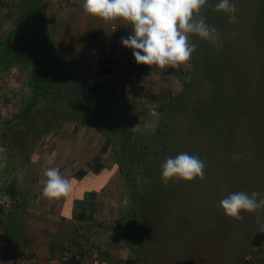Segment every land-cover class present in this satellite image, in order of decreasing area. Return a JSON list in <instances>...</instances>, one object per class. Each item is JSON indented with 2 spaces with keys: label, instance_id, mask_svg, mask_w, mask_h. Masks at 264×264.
<instances>
[{
  "label": "rangeland",
  "instance_id": "obj_1",
  "mask_svg": "<svg viewBox=\"0 0 264 264\" xmlns=\"http://www.w3.org/2000/svg\"><path fill=\"white\" fill-rule=\"evenodd\" d=\"M217 2L209 0L201 10L207 23L217 29L219 39L215 43L206 41L210 55L205 63L208 77L200 76L198 90H188L191 60L177 69L152 71L157 74L149 76L151 92H136L137 98L131 96L129 100L134 102L127 104L131 108L113 105L114 109L106 98L98 102L95 92H79L77 86L64 83L59 92L51 89L48 101L40 100L27 119L16 118L5 129L1 123L23 108L29 91L25 69L12 66L0 70V138L14 145L8 160H2L0 153L7 166L0 177L13 168L8 181L15 183L20 167L25 168L21 169L22 180L37 176L34 170L39 162L24 156L28 158L31 152L43 149L53 156L50 140L64 132L68 150L77 153L84 147V152L93 155L107 151L100 157L104 168L97 177L90 175L77 185V193L81 190L85 195L80 206L93 221H107L110 217L104 226L115 230L118 246L126 248L134 264H241L255 247L250 240L260 230L258 217L264 218V210L242 212L243 219L235 220L225 215L219 201L240 191H256L264 197V0H234L238 6L235 23L229 22L228 14L213 10ZM25 21L18 25L26 30L27 38L36 37L43 50V64L49 65L50 56L58 54L70 71L71 57L62 43L48 37L50 28L38 20L31 29L27 17ZM189 40L192 43L200 38L196 36L192 41L190 35ZM76 79L86 84L84 78ZM95 82L101 83L100 77ZM109 111L120 114V118H107L105 113ZM116 123L140 135L137 148L142 150L147 149L152 134L162 130L164 136H169V130L170 141L162 164L181 153L195 155L205 162L206 178L170 180L165 184L161 178L146 176L140 182L139 172L134 183H127L111 147L102 146V135ZM13 131L22 133L24 139L14 136ZM79 132L82 136L78 140ZM9 133L12 141L5 137ZM97 148L99 153L94 152ZM234 155L239 159L234 160ZM73 159L76 164L77 158ZM130 167L125 166L131 171ZM113 171L116 176L107 180ZM4 197L0 201L6 206L14 200L13 195ZM128 231L130 235H126Z\"/></svg>",
  "mask_w": 264,
  "mask_h": 264
},
{
  "label": "crops",
  "instance_id": "obj_2",
  "mask_svg": "<svg viewBox=\"0 0 264 264\" xmlns=\"http://www.w3.org/2000/svg\"><path fill=\"white\" fill-rule=\"evenodd\" d=\"M82 5L83 0H0V42L10 35L18 23L25 21L26 17L29 19L31 29L35 28L36 21L39 20L40 24L43 22L46 28H50L48 37L62 43L70 55L71 75L84 78L88 85H95V80L100 77L101 83L96 85L103 98L111 103V107L114 105L115 108H131L127 105L134 102L129 100L131 96L136 99V92L144 94L151 92L149 76L156 73H151L152 71L161 68L137 64L132 54L133 50L122 45L121 37L126 38L132 31L126 21L105 22L85 13ZM19 25L16 27L19 28ZM23 25L27 28L26 21ZM19 33L9 39L5 46L9 44H12L13 48L22 46L21 49L16 48L14 52L22 55L31 53L32 59H40L42 53L36 46L38 44L36 38L30 37L27 40L24 36L23 39ZM16 38H19L17 43ZM5 46L2 45L0 50ZM51 47L58 51L52 43ZM5 66L0 67V70H7L8 67L4 68ZM17 119L12 116L1 124L8 129L6 122L10 120L11 125ZM11 134H6L5 137L11 139ZM13 135L24 139L22 133L14 131ZM81 136L82 133L79 132L77 139L79 140ZM2 139L0 138L1 159L8 160L12 157L13 147L11 143L6 144ZM50 141L53 144L50 148L53 149V156L47 149L35 150L27 156L28 158L24 156L25 159L31 158L39 162L34 170L36 172L34 174L38 173L37 176L27 181L22 180L21 175L24 171L21 169L25 168L20 167L18 170L20 174L15 183L8 181L12 175L10 172H14L13 168L5 171V176L0 177V199L6 195L14 196L10 205L0 204V264H18L20 258L24 259V264H63L60 260L63 252L90 255L92 247L98 250L97 258L104 264H123L129 254L126 248L118 246L115 230L110 226L108 228L104 226L110 221V217L107 221H93L90 213H86L81 207L80 199L84 202V192L80 190L77 193V185L82 179L90 175L95 178L104 168L102 166L98 171H92L87 163L95 156L104 157L107 151L102 150L99 153L100 149L97 148L94 152L98 151L99 154L93 155L84 152V147L77 153L68 150L64 132H59ZM15 144L17 146L18 143ZM75 157L78 162L73 164ZM1 159L0 172H3L2 169H7V166ZM49 167L59 168L61 175L70 181L71 191L67 196L47 199L42 195L41 182L46 179L44 171ZM115 171L107 180L116 176ZM30 195L33 196L32 199ZM77 198L79 205L75 204ZM262 246L264 250V243ZM31 257L35 260H29ZM93 260H86L81 264H94Z\"/></svg>",
  "mask_w": 264,
  "mask_h": 264
},
{
  "label": "clouds",
  "instance_id": "obj_3",
  "mask_svg": "<svg viewBox=\"0 0 264 264\" xmlns=\"http://www.w3.org/2000/svg\"><path fill=\"white\" fill-rule=\"evenodd\" d=\"M209 0H83L85 13L103 21L124 20L132 31L121 37L124 47L133 50L137 64L177 69L192 59L196 45L189 40L195 35L209 43H215L219 34L214 26L207 23L201 10ZM214 11L228 14L229 22L235 23L238 6L234 0H218ZM234 160L239 155L233 156ZM206 165L198 156L181 153L175 158H167L161 165V179L204 180ZM42 195L47 199L67 196L71 183L63 177L59 168L45 169ZM226 216L241 220L242 212L256 213L264 210V197L258 192H234L219 201ZM259 229L264 231V218L258 217Z\"/></svg>",
  "mask_w": 264,
  "mask_h": 264
},
{
  "label": "trees",
  "instance_id": "obj_4",
  "mask_svg": "<svg viewBox=\"0 0 264 264\" xmlns=\"http://www.w3.org/2000/svg\"><path fill=\"white\" fill-rule=\"evenodd\" d=\"M19 24V23H18ZM17 24V25H18ZM25 29L20 27H15L11 32L10 35L3 41L0 42V48L2 45L7 44L9 39H11L14 35L19 34L21 35L20 38L24 39ZM17 37V36H15ZM31 37V36H30ZM29 37V38H30ZM29 38L26 39L28 40ZM36 38V37H35ZM195 39V35H191V40ZM19 38H16L18 41ZM16 41V43H17ZM37 41V39H36ZM193 44L196 45V50L193 53L192 59L190 61L191 70L190 76L191 80L190 85L188 86V90L193 91L194 89L198 90V83L200 81V76H207V66L205 67V63L208 64L209 49L205 40L200 39L199 41H193ZM200 44V48L198 45ZM9 45H11L9 47ZM7 45L5 48L0 50V67L5 66L4 68H9L11 66H17L18 68L25 69L27 72V87H28V100L24 104L21 111L15 113L13 118H19L20 120H25L29 116L32 108H34L40 100L48 101L50 90L59 92L61 90L62 85L64 83H68L69 86H77L79 92L82 90L86 93L95 92L96 96H98V102L100 98H102L103 94L100 92L97 85H88L79 82L76 77L71 75L69 71L66 69L64 64L55 56H50L47 60L51 64L45 65V61L42 59V54L40 59H32V54L27 53L26 55L17 54L14 50L21 49L22 46L13 48L12 44ZM33 46V45H32ZM36 46L41 49L39 44ZM27 49L29 46L27 45ZM6 49V50H5ZM46 51L47 47L43 48ZM51 51L52 48L50 47ZM41 53L43 50L41 49ZM4 54V56H3ZM6 59H3L2 58ZM69 78V80H68ZM77 90V91H78ZM83 94V93H81ZM79 99V98H77ZM109 108V107H108ZM105 113V112H104ZM107 118L114 119V115L120 118V114L106 112ZM120 123V122H119ZM118 123V124H119ZM116 123V126L107 134H103L102 136L105 137V142L103 143V148L110 146L112 149L113 156L116 157V163L120 165V172L125 175L124 178L127 183L130 184L134 183L133 178L137 177L138 173H141V180H144L146 176H149L151 179H158L161 178L160 175V164H162V159H164V153L168 148V144L170 141V134L168 130L169 136H164L163 131L159 130L157 134H152L149 137V144L146 147V150H142L137 148V145L140 140L139 134L132 133V130L127 128L126 126L119 127ZM10 120L6 122V127L9 129ZM97 127V125H96ZM97 130L99 133H103L98 127ZM14 132V131H13ZM112 137L110 138L109 136ZM116 135V137H115ZM99 137V136H98ZM14 145H11L13 147ZM123 160V162H122ZM125 161V162H124ZM130 164L131 171L128 170L127 165ZM125 165V166H124ZM87 166L90 167L92 171H98L102 167V162L99 156H95L93 160L87 163ZM137 171V173H136ZM130 216V215H129ZM132 218V215L130 216ZM130 235V232H126ZM125 234V233H124ZM130 236H127V238ZM129 239V238H128ZM250 243L255 247H260L264 243V233L260 230H256L251 237ZM131 244V243H130ZM134 251V249H132ZM135 259L130 257L125 260L124 264H134Z\"/></svg>",
  "mask_w": 264,
  "mask_h": 264
},
{
  "label": "built area",
  "instance_id": "obj_5",
  "mask_svg": "<svg viewBox=\"0 0 264 264\" xmlns=\"http://www.w3.org/2000/svg\"><path fill=\"white\" fill-rule=\"evenodd\" d=\"M0 203H4V201H0ZM98 250L96 248H91L90 249V255L86 254L81 256L80 253H68V252H63L60 256V260L63 264H81L82 262H85L86 260L89 261L90 259H94L93 263L94 264H104L101 262L97 256H98ZM29 260L34 261L35 258L31 257ZM1 261V258H0ZM264 261V251L261 247H254L248 255L243 259L241 264H263ZM18 264H24V259L20 258L17 261Z\"/></svg>",
  "mask_w": 264,
  "mask_h": 264
}]
</instances>
